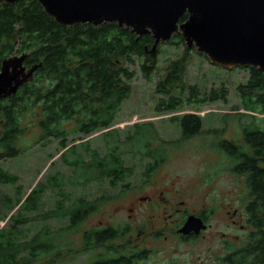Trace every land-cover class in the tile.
<instances>
[{
	"label": "trees",
	"instance_id": "obj_1",
	"mask_svg": "<svg viewBox=\"0 0 264 264\" xmlns=\"http://www.w3.org/2000/svg\"><path fill=\"white\" fill-rule=\"evenodd\" d=\"M152 42L151 35L137 37L115 23L59 24L36 0L14 4L0 1V64L5 57L23 52L27 53V66L42 63L31 81L12 96L0 99V159L20 153L16 145L23 133L20 118L28 110L37 111L39 142L58 140L63 149L59 161L68 171L65 175L55 170L24 197L21 185H16L18 176L0 168V184L15 186L12 196L0 193V219L8 216L0 227V264H33L51 250L48 237L55 232L44 226L27 240L26 231V215L38 210L47 189L54 191L57 200L54 209L41 216L71 215L70 228H74L83 218L82 207L87 203L84 198H71L74 187H83L89 178L100 179L101 175H129L133 167L125 163L127 155L149 158L152 169L164 161L165 145L150 144L159 139L152 122L134 123L133 131L121 134L115 128L108 129L132 91L134 71L126 64L134 62V57H144L139 66L144 78L150 79L155 72V57L145 52V46L150 47ZM170 43H183V39L175 35ZM186 61L185 57L173 60L158 80L156 90L161 97L156 109L160 113L182 109L186 104L226 101L228 91L224 86L210 89L203 97L193 86H186L182 81ZM248 68L247 82L237 87L241 108L251 117L242 127L244 145L232 141L221 142L219 147L232 159L231 171L246 175L250 194L247 215L253 230L249 255L244 259L251 260L250 264H264V73ZM170 120L179 126L180 140L201 132L198 115H173ZM101 130L100 145L91 146L90 139L68 143L70 136L73 141L82 140ZM14 208L16 213L9 216ZM43 234L48 241L45 250L40 249Z\"/></svg>",
	"mask_w": 264,
	"mask_h": 264
},
{
	"label": "rangeland",
	"instance_id": "obj_2",
	"mask_svg": "<svg viewBox=\"0 0 264 264\" xmlns=\"http://www.w3.org/2000/svg\"><path fill=\"white\" fill-rule=\"evenodd\" d=\"M184 43H161L158 46L155 57V72L150 79L144 78L139 68L144 57H134V62L127 63L126 66L134 71L132 80V91L130 96L123 101L114 124L109 127L115 128L119 134L133 131L134 123L152 122L160 141L166 147L165 159L163 164L156 170L154 182L159 184L165 182L176 181L180 184L191 187L196 195L198 188H206L209 186L200 185L203 177L212 183V189L222 190L231 187V182L235 177L231 171L232 160L220 152L216 146L217 140L221 135L214 132L215 130L225 128L226 136L229 139L240 141L241 128L250 122L251 117L248 111L241 108L240 97L237 87L245 84L250 76L248 67L224 68L212 64L204 55L198 53L194 48L185 50ZM185 57L187 59L183 70L182 81L186 86H193L198 90V96L203 97L212 88L226 87L228 94L226 101L204 102L199 104H186L182 109L160 113L156 109V101L161 94L156 90L157 82L162 79L167 71V65L173 60ZM185 92L184 96H187ZM239 107V109H235ZM37 111H26L20 118V126L23 128L22 135L18 138L16 145L20 153L15 157H7L0 159V168L18 176L16 185H21L24 197L28 192L36 186L38 182L45 183L48 176L54 174L55 170L60 169L65 175L68 171L61 166L59 155L63 149L59 148L58 140L51 139L48 142H39L40 130L37 125ZM195 114L202 120L201 132L187 140L176 143L180 137V130L177 124L172 122L170 118L177 114ZM73 123H70V127ZM105 130V129H104ZM97 131L82 140H71L68 137V143L78 144L80 141L90 139L91 146L100 145L102 131ZM74 135L73 137H77ZM38 139V140H37ZM127 165L134 167V171H140L145 160L137 156L127 155L124 158ZM176 175L180 176L176 179ZM203 175V176H202ZM233 177H232V176ZM95 188H108L104 180H97ZM94 186H76L72 189V199L84 198L89 199L85 188ZM14 185L0 184V193H9L12 196ZM94 195L97 193L92 192ZM111 195L115 190L111 189ZM24 199V198H23ZM122 199V200H120ZM125 195L120 198L111 197L106 201H101L100 207L105 205H116V203H125ZM57 198L54 191L46 190L43 198L40 200L39 208L36 212L27 214L28 223L27 240L31 239L39 230L47 227L51 233L48 237L52 248L45 255V260H35L33 264H86L90 252L83 253L84 250L80 246V234L85 223L79 224L77 228L68 226V220L60 217H49L45 215L48 211L54 209ZM14 208L10 213H16ZM42 213V214H41ZM5 219H0V227H2ZM43 241L45 244V234ZM59 247L64 254L66 249L76 254L54 256L56 254L54 247ZM201 243L195 245V249L201 248ZM103 249L97 248L94 253H99ZM189 247L181 244L180 253L177 258L180 264H188L192 257L188 251ZM170 257V256H169ZM168 256L166 254L153 255L145 264H166ZM169 264H172L169 262Z\"/></svg>",
	"mask_w": 264,
	"mask_h": 264
},
{
	"label": "flooded vegetation",
	"instance_id": "obj_3",
	"mask_svg": "<svg viewBox=\"0 0 264 264\" xmlns=\"http://www.w3.org/2000/svg\"><path fill=\"white\" fill-rule=\"evenodd\" d=\"M214 132L221 135L216 146L224 153L219 144L235 140L226 136L224 127ZM240 132V141L235 142L244 145L242 128ZM197 135L180 140V132L175 142L187 141ZM160 143L150 142L153 146ZM142 159L145 162L140 171H134L133 167L129 175H101L100 179L87 180L85 186L94 187L85 188L90 198L82 207L85 211L83 218L74 227L85 223L80 234V246L83 253L90 252L86 264H145L153 255L163 253L168 256L166 264H180L177 258L180 257L181 244L189 247L192 257L188 264H250L251 260L244 259L249 255L248 245L253 230L247 215L250 194L246 175L232 172L235 179L231 187L222 190L212 189V183L201 177L200 185L209 187L198 188L195 195L191 187L176 181L155 183L154 174L163 162L152 169L148 165L150 159ZM179 177L176 175V179ZM97 180H104L108 188H95L99 186L93 184ZM111 189L115 190L113 195L109 193ZM123 195L125 203L100 207L99 202ZM71 217L62 218L68 220L69 227ZM191 217L196 223L189 226L190 229L182 230ZM200 243L201 248L196 250L195 245ZM42 246L40 249L45 250V242ZM97 248L103 250L94 253ZM54 250V256L58 257L76 254L69 252V248L63 254L58 246ZM45 255L46 251L38 259L45 260Z\"/></svg>",
	"mask_w": 264,
	"mask_h": 264
},
{
	"label": "water",
	"instance_id": "obj_4",
	"mask_svg": "<svg viewBox=\"0 0 264 264\" xmlns=\"http://www.w3.org/2000/svg\"><path fill=\"white\" fill-rule=\"evenodd\" d=\"M0 1L14 4L18 0ZM36 1L65 26L115 23L137 37L149 34L153 42L150 47L145 46V52L151 56L159 44L178 35L186 48H194L212 64L224 68L254 67L264 73V0ZM26 56V52L13 53L1 61L0 99L15 94L41 66V62L27 66ZM195 223L194 218H188L182 230Z\"/></svg>",
	"mask_w": 264,
	"mask_h": 264
}]
</instances>
